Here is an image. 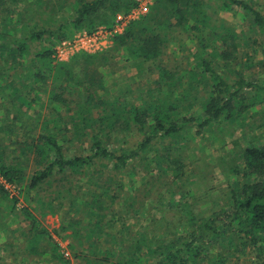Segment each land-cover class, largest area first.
Segmentation results:
<instances>
[{
	"label": "trees",
	"instance_id": "trees-1",
	"mask_svg": "<svg viewBox=\"0 0 264 264\" xmlns=\"http://www.w3.org/2000/svg\"><path fill=\"white\" fill-rule=\"evenodd\" d=\"M219 1L220 10L238 14L245 29L224 17L215 19L206 0H155L147 15L131 20L122 33L112 36L110 50L78 52L61 62L55 58L58 42L100 26L112 30L116 18L135 10L138 0H0V133L5 135L0 134V195L8 196L5 186L26 182L28 155L38 167L28 177V190L56 175L91 168L93 172L97 165H111L113 172H120L133 163H148L150 168L162 163L166 165L162 171L177 180L185 169L177 154L180 149L166 144L160 151V143L177 137L190 141L192 130L201 136L219 123H234L242 117L244 121L243 115L252 116L258 107L263 110L259 115L264 129V80L251 82L239 72L241 58L247 70L255 65L264 69V46L258 43H264V0ZM181 35L188 38L186 43H194V60L183 73H173L162 57ZM250 43L255 47L244 53ZM259 48L261 59L256 60ZM120 63L139 74L146 65L154 66L156 87L149 94L131 88L110 93L102 70ZM13 71L19 72L17 86L11 79ZM42 95L47 96L53 116L41 123L26 115L24 103L17 98L35 104L43 100ZM16 135L21 138L16 140L20 154L1 144L2 138ZM70 139L88 140L89 152L65 153ZM130 139L139 140L130 145ZM151 152L156 155L148 159ZM234 158V167L227 166V178L234 182L227 183V202L219 212L206 218L191 213L182 220L175 214L179 233L168 231L169 220L162 226L158 225L161 220L150 217L140 224H146V233L137 232L128 244L122 239L121 253L115 256L112 249L92 246L91 256L84 251L85 263L241 264L233 259L251 251L264 261V142L246 145ZM105 195L92 194L91 200L81 204L92 214L104 216L82 239L103 237L117 216L133 213V200L116 210ZM120 224L127 232L130 225ZM36 235L34 239L41 237ZM46 235L55 252L56 243Z\"/></svg>",
	"mask_w": 264,
	"mask_h": 264
},
{
	"label": "rangeland",
	"instance_id": "rangeland-1",
	"mask_svg": "<svg viewBox=\"0 0 264 264\" xmlns=\"http://www.w3.org/2000/svg\"><path fill=\"white\" fill-rule=\"evenodd\" d=\"M206 1L216 13L215 19L224 17V20L235 27L240 26V29H245L238 14H225L220 10L219 0ZM154 2L155 0H139L137 15H132L131 19L127 17L126 21L116 23L119 31L123 32L131 20H137L147 15ZM256 2L262 3L260 0ZM101 28L100 26L91 33L86 30L77 32L72 39L58 42L54 48L55 58L61 62H68L78 52L77 44L83 35L93 36ZM245 32L247 35L249 34L246 30ZM112 36L106 35L101 38V42L93 46L90 54H99L110 50ZM187 40L186 36L181 35L174 43L178 44L177 42H179V46L174 47L173 44L165 48L162 63L173 73H183L188 64L194 60V43H186ZM258 43L264 46L262 40H259ZM254 47L255 45L250 43L249 47L244 49V53H248L249 48ZM260 50L259 48L256 60L261 59ZM244 62L245 58H241L239 72L246 80L251 82L264 80V69L255 65L247 70ZM114 66L102 70L104 83L110 93L111 91L117 92L120 88H131L149 94L156 87L157 71L154 66L146 65L143 75V72L139 74L135 69L123 63H120L116 68ZM108 70L113 71L112 74H109ZM18 73V71H13L11 74V79L14 80L13 85L16 86L21 83L15 75ZM227 76L235 78L234 75ZM167 90L170 89L167 88ZM9 92L10 89L7 88L6 93ZM248 96L250 95L248 94ZM41 98L43 100L41 99L40 103L35 104L23 101L21 98H17V101L24 103L28 117L42 123L45 119L52 118L53 115L52 109L47 106V96L42 95ZM256 111L257 113L249 117L244 114V121L242 117L234 123L231 122L232 124L230 122L219 123L217 127L205 131L201 136L194 135L196 132L194 129L191 132L193 136L190 141L177 137L170 143L168 141L160 143V151L164 150L163 147L166 144L169 149H180L177 154L181 155V162L185 169L184 176L177 180L171 179L170 174L162 171L166 166L162 163L155 167L152 164V168L148 163H144L147 166H136V163H133L120 172H113L111 165L106 168L97 165L93 172L91 168L82 170L78 174L56 175L35 190H28L26 188L28 177L38 170L34 157L28 155V163L25 164V173L28 176L26 182L17 187L5 186L8 196L0 195V264H86L82 256L84 251H89L88 254L91 256L92 246L94 249L99 248V245L102 249H112L115 256L121 253L122 239L128 244L134 241L137 232L146 233L148 231L145 228L146 224H140L149 221L150 217L161 220L158 221V225L167 222L165 219L169 220L168 231L176 233L178 230L179 233L181 229H176L175 214H178L182 220L191 213L197 218H206L213 212H219L227 202V183L234 182L232 178L230 180L227 178L229 170L227 166L234 167L235 154L241 152V149L246 145L264 142L263 122L259 115L263 110L258 107ZM0 134L5 137L4 133ZM19 138V135L14 138H2L1 144L4 146L8 144L9 151L16 149L20 154V149L17 146L21 139ZM69 138L71 137L68 136ZM14 140L19 141L16 143ZM138 140L130 139L129 143L132 145ZM90 145L88 140L79 142L70 139L65 144L64 151L69 155L86 154L89 152ZM155 155L156 153L151 152L147 158H154ZM102 192H105L107 202L113 201L116 210L120 204H128L129 199L133 200V213L129 216H117L116 224L104 230L107 234L103 237L94 236L82 239L87 234V229H92L93 223L98 219H104V216L92 214V211L81 204L85 200H91L92 194ZM113 195L116 196L117 201L112 199ZM120 222H123L125 226L126 224L130 225L127 232L122 228ZM159 229V232H163V227ZM36 233H40L41 237L38 239L36 237L35 240L33 237L37 236ZM46 233L50 234L53 242L56 243L58 250L56 248L55 252L53 244L47 243ZM233 260L241 264L264 263L263 260H258L252 251L245 255H238ZM154 262L151 260L149 264Z\"/></svg>",
	"mask_w": 264,
	"mask_h": 264
},
{
	"label": "built area",
	"instance_id": "built-area-1",
	"mask_svg": "<svg viewBox=\"0 0 264 264\" xmlns=\"http://www.w3.org/2000/svg\"><path fill=\"white\" fill-rule=\"evenodd\" d=\"M138 2H139V0H138ZM138 7H139V4H138ZM138 7L135 10H133L132 13L128 16L122 15V14L119 15L115 20V23H114L112 30H108V29L102 27L93 36L87 37V36L83 35V38L77 44V47H78L77 51L90 53L93 46H95L101 42V38H104L106 35H114L116 33H121L122 31H119V27H117L118 25L116 26V23L121 22V21H126L127 17L131 19L132 15H137L136 12H138ZM78 52H76V53H78Z\"/></svg>",
	"mask_w": 264,
	"mask_h": 264
}]
</instances>
